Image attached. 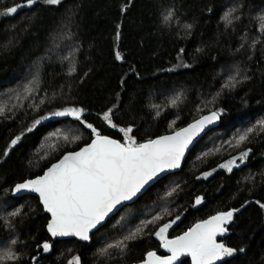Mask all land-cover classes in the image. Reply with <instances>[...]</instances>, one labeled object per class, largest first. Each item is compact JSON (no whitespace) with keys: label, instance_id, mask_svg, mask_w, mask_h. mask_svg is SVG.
<instances>
[{"label":"trees","instance_id":"1","mask_svg":"<svg viewBox=\"0 0 264 264\" xmlns=\"http://www.w3.org/2000/svg\"><path fill=\"white\" fill-rule=\"evenodd\" d=\"M17 3L24 0H0V13ZM230 3L248 18L229 24L222 13ZM166 6L174 12L168 22L161 16ZM261 10L264 0H62L58 5L38 0L31 8L0 15V98L13 87V75L21 65L38 67L33 104L0 117V201L10 197L21 210L9 221L0 216V243L16 240L14 252L20 257L7 264H69L77 256L80 264H139L149 251L160 257L167 254L151 235L161 224L180 216L168 230L173 239L194 222L230 209L239 211L217 240L237 251L216 264H264V208L257 203L264 204V131L257 130L238 146L234 140L264 113V50L256 44L264 39L257 16ZM189 24L190 29L185 27ZM117 51L121 60L116 59ZM230 74L239 82L226 88ZM177 96L180 99L171 106L169 101ZM114 105L117 128L102 119ZM69 107L84 109V120L121 142L118 128L133 126L139 143L204 113L223 111L218 125L189 150L179 171L161 177L91 232L88 242H80L52 239L38 199L11 193L16 182L41 174L63 153L91 140L90 130L74 118L49 116ZM41 116L48 119L3 156L11 139ZM66 124L76 128L80 138L71 146L55 142L38 153L39 146L46 147L47 134ZM211 133L217 141L204 155L202 140ZM249 149L241 162L240 153ZM232 158L238 167L231 172L219 167ZM175 176L182 179L177 191L164 196ZM197 197H203L200 205H195ZM157 214L163 218L148 225L143 237L125 251L99 254L106 243L134 228L135 219L140 223ZM45 241L52 245L48 252L38 247ZM176 264H192L191 257Z\"/></svg>","mask_w":264,"mask_h":264},{"label":"snow or ice","instance_id":"2","mask_svg":"<svg viewBox=\"0 0 264 264\" xmlns=\"http://www.w3.org/2000/svg\"><path fill=\"white\" fill-rule=\"evenodd\" d=\"M37 2L38 0H24V3L10 6L0 15H13L19 9L31 8ZM42 2L47 5H58L62 0H42ZM126 7L127 5H125ZM125 8L121 10L124 11ZM234 11L235 9H232L225 14L224 19L228 23L232 22V12ZM173 16L174 12L169 10L163 19L168 22ZM235 18L238 19V17ZM259 22L260 31L264 32V16L259 17ZM185 27L190 29L192 26L189 24ZM117 38H119V32H117ZM180 51L182 53L184 49ZM67 58L65 57V59ZM122 58V55L117 51L116 59L121 60ZM71 71L74 72L75 68L73 67ZM37 80L38 77L34 76L29 85L25 86V91L31 94L34 89L30 85L36 83ZM238 82L235 76H230L224 87H235ZM179 99L180 96L171 99L170 105L175 106ZM43 102V100L40 101V103ZM5 107L0 106V115L4 114ZM115 107L114 105L105 111L102 117L112 128L118 127L113 122ZM84 111L82 108L69 107L54 111L49 116L72 117L79 121L90 130L91 142L80 148L79 151L67 152L56 163L47 168L43 175L24 180L22 183L16 184L11 191L14 193L27 191L38 194L43 208L51 214L47 229L52 237L75 236L80 240L89 241L92 230L102 226L106 218L114 210H118V206L133 200L146 185L158 179L162 173L180 168L186 150L209 125L220 119L223 110L211 111L208 115L201 116L170 135L149 139L143 143L137 142L131 125L118 128V131L123 134V142L102 135L97 127L83 119ZM156 115H160L159 111ZM45 119L48 117L41 116L34 120L30 127L25 128L19 135L11 139L3 152V156H8L9 152L22 140L25 133H31ZM257 130L264 131V119L258 120L255 125L248 127L234 137L235 145L238 146L247 141L249 136L256 133ZM52 135H56V133ZM79 138L74 137L76 140ZM64 140L67 141L68 137L64 136ZM249 151L250 149L240 153L241 162L248 157ZM204 155H208V153ZM233 166L238 167L236 158L219 165L229 172L232 171ZM203 175L207 177L211 175V172ZM178 187L179 185L173 187L166 195L172 196ZM202 202L203 197L195 199V205H200ZM257 203L260 204L261 208H264V204L259 201ZM163 211L168 213L167 208ZM238 211L239 209H230L217 212L208 219L197 222L182 235L173 239L168 238V230L177 223L180 216L161 224L151 235H154L161 242V246L167 249L170 255L160 257L157 256L156 252L149 251L141 264H174L184 255L191 257L192 264H216L223 258L232 256L237 250L226 246L223 242H218L217 236H222L228 231L227 225L233 220L234 213ZM20 214L21 210L18 208L8 215L16 217ZM162 218L161 215L157 214L153 215L150 220L140 221L118 240L108 242L98 249L99 254L106 255L111 249L125 251L130 242L143 237L144 229L148 225L154 224ZM16 243V240L11 241L12 245ZM38 247H42L44 252H48L52 245L45 241ZM19 259L20 257L11 250V247L0 249V264L16 262ZM32 259L35 260L36 258L32 257ZM69 264H80V258L75 257Z\"/></svg>","mask_w":264,"mask_h":264},{"label":"rangeland","instance_id":"3","mask_svg":"<svg viewBox=\"0 0 264 264\" xmlns=\"http://www.w3.org/2000/svg\"><path fill=\"white\" fill-rule=\"evenodd\" d=\"M232 9H235V11L232 12V22L233 23L234 22L239 23V22H241L242 19L246 20V18H248V16H244L240 12V7H237V6L233 5L232 3L225 5L224 11L222 13V17L224 18L225 14L228 13ZM169 10L170 9L167 6L161 9L162 18L167 14V12ZM257 16H258V18L261 16H264V10H261L257 14ZM235 17H238V19H236ZM231 23H229V24H231ZM259 25H260V22H259ZM59 36L62 37V36H64V34L59 35ZM256 44L262 50H264V39L263 38L257 39ZM223 70H226V69H223ZM37 74H38V67L36 64L31 65V66L21 65V67L18 68V70L13 75L14 80H15L13 83V87L11 89H7L6 91H4L2 93L1 98H0V106H6L4 114L0 115V117H2V118L8 117L16 109L18 110V109H21L23 107H29L33 104V102L35 100L36 90H37V82L30 85L34 89V91L31 94H29L28 92L25 91V86L29 85V82L33 80L34 76L37 77ZM230 76H232V75L230 74ZM225 80L228 81V79H225ZM13 95L15 97H13ZM262 118H264V113L261 114L260 116H258L257 118H255L252 123L256 124V122ZM53 133H56V135H52ZM77 133H78L77 129L74 128L73 126L69 125V124L57 127V129L53 130V132L47 134V136H46V140H47L46 147H44V146L42 147V145L39 146L37 148V150H39L38 153L41 152L45 148H49L53 143L59 142V141H63L66 145L69 144L68 146L73 145L75 140H76V139H74V137H77ZM214 134L215 133H211L205 139L202 140V148L207 147L205 149L204 153L209 152V150H212L214 143L217 141V139H215L213 137ZM64 136L68 137L67 141L64 140ZM175 177L176 178H171L169 180V182L167 184L168 188H167L164 196H167L166 193L172 189L170 187H176L177 183L182 181V179L179 176H175ZM18 208H20V207H14L13 206V202H12V199L10 197L5 196L0 201V216H2V218H4L6 221H9L10 215H8V214L15 211ZM134 221H135V224H139V219H135ZM118 225L121 226V222ZM13 240L14 239L1 242L0 243V249H8L9 247H11V250L14 251V248L16 247L17 244L12 245L11 241H13Z\"/></svg>","mask_w":264,"mask_h":264},{"label":"water","instance_id":"4","mask_svg":"<svg viewBox=\"0 0 264 264\" xmlns=\"http://www.w3.org/2000/svg\"><path fill=\"white\" fill-rule=\"evenodd\" d=\"M210 112H211V111H210ZM210 112L204 113V114L198 116L196 119H199V118H200L201 116H203V115H208ZM196 119H194V120H196ZM194 120L190 121L189 123H192ZM189 123H187L186 125H184V126H182V127H180V128L186 127ZM218 123H219V120H217L214 124L209 125V126L205 129V131H204L203 133H201V135H200L199 137H197V138L193 141V143L189 146L188 150H186V152H185V156H184L183 160L181 161V166H182V164H183V162H184V160H185V158H186L187 153H188L189 150L193 147V145H194V144H195V143H196L201 137H203V136L206 134L207 131H209V130H210L211 128H213V127H216V126L218 125ZM180 128H178V129H176V130H179ZM176 130H174V131H176ZM174 131L169 132V133H166V134L158 135V136H156V137H154V138H152V139H156V138L161 137V136L170 135V134H172ZM109 137H110V136H109ZM111 138H113V137H111ZM91 139H92V138H91ZM113 139H116V138H113ZM90 142H91V140H90L88 143H90ZM144 142H145V141H144ZM88 143H86V144H88ZM142 143H143V142H142ZM86 144L80 146L78 149L73 150V151H79V149L82 148V147H84ZM68 152H72V151H68ZM66 153H67V152L63 153V154H62L57 160H55V161H53L51 164H49V165H48V166L42 171V173L39 174V175H43V172H44L47 168H49L53 163H56V162H57L60 158H62V156H63L64 154H66ZM181 166H180V168H181ZM180 168H177V169H171V170H169V171H167V172H165V173H162L161 176H160L158 179H156L155 181H152V182H150L148 185H146L145 188L142 189L141 192L138 193L137 196L133 198V200L124 202V204H123L122 206H124L125 204H128V203H131V202L135 201L140 195H142V194L147 190V188H148L149 186H151L152 184H154V183H155L157 180H159L161 177H163V176H165V175H167V174H171V173L177 172V171L180 170ZM39 175H37V176H39ZM35 177H36V176H34V177H32V178H35ZM32 178H27V179H32ZM27 179H25V180H27ZM23 181H24V180L19 181V182H16L15 184H13L12 188H14V186H15L16 184H18V183H22ZM12 188H11V189H12ZM11 193H12V195L15 196V197H20V196H23V195H31V196H35V197L38 199V202H39L40 206L42 207L43 211H44V212L47 214V216H48V219H47V222H46V225H45V229H46L48 235H49L52 239H71V238H73V239H75V240H77V241H80V242H88V241L80 240L78 237H75V236H64V237H60V236H58V237H52L51 234L48 232V229H47V224H48V222H49L50 219H51V214L48 213V212L43 208V205L41 204V202H40V200H39L38 194H36V193H32V192H27V191H22V192H20V193H14V192L11 191ZM122 206H118V210H119ZM118 210H114V212H113L112 214H110L109 217L112 216V215H114ZM215 214H216V213H214V214H212V215H210V216H213V215H215ZM210 216H209V217H210ZM109 217H108V218H109ZM209 217H207L206 219H208ZM106 219H107V218H106ZM206 219H203V220H206ZM105 221H106V220H105ZM105 221H104V222H105ZM199 221H202V220H199ZM199 221H196V222H194L193 224H191V225H190L185 231H187L189 228H191L194 224H196V223L199 222ZM104 222H103V224H104ZM99 227H100V226H98L97 229H98ZM97 229H93L92 232L95 231V230H97ZM185 231H184V232H185ZM184 232H182L180 235H182ZM180 235H178V236H180ZM176 237H177V236H176ZM217 237H218V236H217ZM174 238H175V237H174ZM161 249H163L164 251H167V254H166V255H163V256H161V257H164V256H168V255H170V253L168 252L167 249L163 248L162 246H161ZM187 257H190V256H189V255L181 256L177 261L174 262V264L180 262L182 259L187 258ZM145 259H146V258H145ZM139 264H141V262H140Z\"/></svg>","mask_w":264,"mask_h":264}]
</instances>
